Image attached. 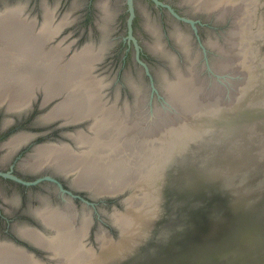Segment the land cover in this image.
Listing matches in <instances>:
<instances>
[{
  "label": "flooded vegetation",
  "instance_id": "af4514ba",
  "mask_svg": "<svg viewBox=\"0 0 264 264\" xmlns=\"http://www.w3.org/2000/svg\"><path fill=\"white\" fill-rule=\"evenodd\" d=\"M203 3V0H0L3 19L2 22L0 18V264H77L73 252L81 248L103 256L104 240L112 242L119 237L113 215L125 209V197L131 191L126 187L115 193L97 192L94 182L87 181L91 178L87 172L79 176V167L90 164L91 153L97 151L92 149L95 146L90 138L96 135L93 125L100 113L75 108L74 111L69 107L62 111L58 107L66 100V91L58 90L50 93L53 94L50 97L39 84L30 89L26 101L18 103L14 79L15 84L16 78L24 83L27 78L37 76L40 81L45 74L33 71V58L38 54L32 55V50L29 59L18 60L23 53L18 54V33L13 27L17 14L22 12L21 18L30 19L28 23L33 21L36 34L42 32L38 28L46 13L54 14L51 31L47 32L53 31V37H44L42 47L37 49L42 55L58 51L54 55L66 60L82 51L81 48L88 49L90 45V49L93 45L90 51H95L98 57L91 73L100 82L102 102L114 104L117 114H127L149 126L158 110L168 105L163 99H166L164 75L172 79L176 68L186 72L192 58L196 59L198 76L208 84L233 79L218 72L215 61L221 56L218 46L225 43L228 30L234 25L232 9L236 2L220 0L211 8H205ZM226 8L228 13L222 17ZM10 10L14 14L6 13ZM131 13L134 16L129 22ZM67 99L70 101V97ZM56 111L59 112L55 114ZM83 158L84 163L88 161L85 166ZM96 178L101 185L110 186L108 174L100 173ZM45 209L67 212L72 217L71 226L80 227L84 223L85 233L75 241L62 240L65 244L62 245L56 239L57 229L40 215L39 211ZM22 227L47 241L25 235ZM17 250L22 254H17ZM106 258L109 260L100 264H130L127 257L120 262L118 256Z\"/></svg>",
  "mask_w": 264,
  "mask_h": 264
},
{
  "label": "bare ground",
  "instance_id": "6f19581e",
  "mask_svg": "<svg viewBox=\"0 0 264 264\" xmlns=\"http://www.w3.org/2000/svg\"><path fill=\"white\" fill-rule=\"evenodd\" d=\"M203 1L204 3L202 4V6H204L205 8H211L220 0H203ZM220 4L222 3L220 2ZM252 4H253V0H238V4H237L238 6H235L236 11L238 13L236 18L235 19L233 18L234 25L232 24L233 26L228 30L225 43L220 45L218 44L219 53L228 52L229 49L226 47V44L231 45L232 50H234L237 53L236 57L240 58L239 60L241 64H239L238 66L239 68H242V66L244 68L249 67L248 63H252L253 68H256L255 66L256 63L258 61H262V60H257L259 54L258 53L256 54L254 50V46L250 45V41L253 38V36H256V38H258V36L261 35V32L264 33V27L257 26V30L255 29L256 27H254L253 14L255 15L257 8L255 9ZM106 9L107 8H105V10ZM16 10L17 9L13 11L16 13ZM227 10L228 9L226 8L224 12L222 11L223 12V14H221L222 17L228 13ZM13 11L10 10L7 11L6 13ZM14 12L12 14H14ZM50 12L48 11L46 13V16H44L45 18L44 23L41 25V27L38 28V29L41 28L43 34L42 32L41 33L38 32L39 34H36L37 32H34L35 31L34 26L36 25L33 24V21L31 23H28L30 19L29 21H27L23 19L24 17L21 18L20 16L22 15L20 14L22 12L20 14L19 13L17 14L18 17L16 19V25L14 22L15 26H13L17 29V33H18L16 35L17 41L16 40L15 41H16V45L18 46V54L23 53V56L18 55V60L20 61L22 59H29L30 56L28 55V53L32 50L33 53V54L31 53L32 55H34V53L38 54L37 57L33 58V60L36 62V66L33 68V71L35 72L36 70H39L40 73L44 71L45 76L41 75L43 76V79L40 81L38 80L37 76L36 78H30V79L27 78L26 80H24V83H20L21 82L20 78H16L17 83L15 84V79H14L13 85L16 86L15 91L17 93V97L19 98L18 103L26 101V96L28 95V93H30V89L33 88V86L35 87L37 84H39L44 86L43 88H45V91L47 93L49 92L48 95H50V93L57 92L58 90L66 91L67 98L70 97L71 105L67 103L70 102L68 101L69 99L65 98L66 99L65 101L64 99H62L64 101L63 104L60 105L59 107L57 106L62 111H64V109L69 110V108L74 110L75 108L76 110L82 112L83 110L85 111L93 110L94 112L97 111L98 113H100L99 119L97 118L98 119L97 122L94 119L96 123L95 125H93V129H94V134L96 135L95 136L91 135L92 137L90 138L95 146L92 148L91 145L90 147L97 151L95 153L93 152L94 154L90 152L92 154L91 156H93L92 162L89 159V161L91 162L90 164L86 160V163L88 162L86 165V163H84L85 160L83 158V164L84 166L85 165L86 166L84 168L82 166L79 167L78 169L79 176L83 172H87V174L91 176V178H89L87 181L94 182L93 184H95V189L97 190V192L99 190H110L113 193H115L125 189L126 187L131 188L130 195L127 194L129 195V197L128 198L125 197L127 198L125 203V209L120 212H115L113 215V221L121 231V238L117 241H112V242L104 240V243L102 244L103 256H101L102 254H94L95 252L91 253L90 251L91 249H89V251L88 250L86 251L87 248L86 249L81 248L78 251L76 250L77 252H73L74 256H76L77 258L76 260H74L77 264H100L102 260L103 261L109 260V258L106 257L112 255L115 258L117 256L123 257L124 254L127 255L133 253L137 251L138 248H140L139 247L140 245H138V243L140 242L139 241L140 237H144L145 235L142 234L144 231V227L147 228V226H149V224L151 223L152 219L153 218L155 219L158 213L159 199L157 197V194L160 187L162 186L161 182L164 177V172L166 171L165 169L167 168L168 163H163L162 161H159V159L153 155L152 150H154L157 147V145H155V143L152 142L150 138L152 136H147L144 134V132L140 131L139 129L141 126L140 122L137 121L135 117H134L135 119H132L130 116L127 117L126 116L127 114L126 115L124 114L125 116L124 115L121 116L120 114H117L118 110H116V108L113 106L114 104L106 105L105 104L106 100L102 102L101 99L102 95L100 94L101 90L99 88L100 82L97 81L96 74L91 73L92 64L95 61L97 62V60L95 59L98 57V54L94 53L95 51L94 52L90 51V49L93 50L92 48L94 47L92 44L91 45L93 47L91 46L90 49H89L90 45L88 46V49L83 50V48H81L82 51L79 50V52L77 51L76 54L71 55L72 57H70L69 59L66 60L61 59L59 62H57L59 58H57V56L54 55L55 53L58 52L56 50H55L56 52L53 54L52 52H48L47 50L48 48H47L46 52H48V54L46 55H42L40 52H37V49L40 48L41 44L43 43L42 39L44 37L45 38L48 37V39L50 37L51 38L53 37L52 35L53 31L52 33L50 32L51 34L47 33L51 31L50 29L54 21L51 18L54 16V14L53 16H51L52 14ZM8 20L9 18L7 19V21ZM1 23H0V28L2 27ZM5 26H7L8 29L10 27L7 24ZM7 27L4 28L7 30ZM186 38L188 39V37ZM43 46H45V44H43ZM154 47L156 48L155 45ZM262 59L264 60V57H262ZM225 61L227 60L226 59L222 60V62ZM195 62L196 59L192 58L190 65L187 66L188 68L186 72H182L180 69L176 68L175 77H173L172 79L164 75V91L166 92V100L167 101L169 100L170 102L172 101L178 103L179 104L178 106H181L183 109L187 111H190L191 109H194L195 111L199 107H203L204 109L206 106L205 104L207 102L206 100L205 101L202 100L201 97H198L197 96L199 95L198 93H195V91L198 92L197 88L203 86V84H200V82L196 77V75L198 76V74L196 73L197 71L195 68ZM57 66H62V67L57 68ZM222 66L226 67L224 64ZM259 73L261 72L259 71ZM229 74L231 75L234 73L231 70L227 73V75ZM35 75L36 74H34L33 76L35 77ZM39 79H41V77ZM37 80L39 82H37ZM56 94L59 95V93ZM60 94H62V92H60ZM238 94H236L235 96H237ZM52 95H50V97H52ZM66 95L64 97H66ZM222 95L224 96V94H219L218 96H216L213 102L221 99ZM244 96L245 94L243 93V96L238 95V97H236L235 100H233L232 102H225V104L222 106L223 108L221 107L222 108L221 112L219 113L217 112L213 115L208 116V118H205L206 119L205 122L199 128L196 127L198 124H192L193 127L197 128L193 134L173 140L172 147L169 149L167 154V157L171 158L172 160H169L168 162L172 164L177 157L182 156L183 153L188 152L189 151L188 146L190 145L189 142L192 141L195 136H196L195 138H198L200 135L202 136V132L206 134V132L208 131V130L206 131V128L210 127L211 124H214V119L215 121L218 120L220 123H224V122H225L224 124L228 123L227 119L230 118L229 116L231 115L229 114L228 116L226 113L231 112V114L234 115L233 112L235 109L233 108L234 110H230V109L228 110L226 109L227 106H229V104L232 103L230 104V106L235 107ZM247 96H249V98L251 97L250 94ZM213 102L209 100L210 104ZM58 104H60V102ZM72 110L71 112H73ZM57 112L59 111H56L55 114H57ZM91 115L92 114H90V116ZM223 133L221 134H223L224 137H227L228 134H233L232 132L228 133L227 131ZM81 138L84 139L83 134ZM87 141L88 139L85 142ZM102 159L104 163H101ZM78 165L80 166L82 165V163ZM37 166L38 164L36 165V167ZM100 173H105L110 176L109 180L111 181V183L109 187H106L104 184L101 185L99 178H96ZM105 181L107 182V180ZM39 212L41 213L40 215H42L44 221H46L48 225L53 226L54 228L57 229L56 239L58 241H61L60 243L62 245H65L62 243V240L65 241L64 239H66L67 241L68 240L70 241L71 239L75 241L77 238H79L85 233L84 223L80 227H75L73 225L71 226L70 223H72L71 222L72 217L68 215L67 212L65 213L60 210L58 211L56 209H47V210L45 209V211H39ZM22 231H24L25 235L33 237V239L35 240L47 241L46 239L38 235V233L28 231L23 227H22ZM53 239H55V237ZM66 244L67 246H69L68 243ZM57 245L58 244L56 243V246ZM77 249H79V247ZM16 253L20 255L22 254V251L19 252V250H17ZM25 260L27 259L25 258Z\"/></svg>",
  "mask_w": 264,
  "mask_h": 264
},
{
  "label": "water",
  "instance_id": "95a60500",
  "mask_svg": "<svg viewBox=\"0 0 264 264\" xmlns=\"http://www.w3.org/2000/svg\"><path fill=\"white\" fill-rule=\"evenodd\" d=\"M247 95L234 115L226 113L228 123L216 121L233 134L208 151L203 146V153L189 150L169 166L160 187L168 183V193L157 194V216L144 227L140 248L118 262L127 257L130 264H264V99L247 106L252 102ZM164 200L170 205L163 215Z\"/></svg>",
  "mask_w": 264,
  "mask_h": 264
},
{
  "label": "rangeland",
  "instance_id": "374dc122",
  "mask_svg": "<svg viewBox=\"0 0 264 264\" xmlns=\"http://www.w3.org/2000/svg\"><path fill=\"white\" fill-rule=\"evenodd\" d=\"M223 1L225 3L229 2L231 4H234V2H236L235 6H238L237 5L238 0H223ZM262 1L263 0H253V4H252L255 9L257 8L255 15L253 14V18H254L253 24H254V27H256L255 28L256 30H257V26L264 27V4H262L263 3ZM50 5L54 6L56 5V3L50 4ZM233 10L235 12V15H234V19H235L238 12L236 11L235 7H233L232 11ZM71 18H73V16H71ZM250 45L254 46V50L256 54L257 53L259 54L257 60H262V61H258L259 63L256 61L257 62L255 65L256 68H253L252 63H248L249 67L244 68L242 66V68H239L238 66L239 64H241L239 60L240 58L236 57L237 53L234 50H232L231 45L226 44V47L229 49V51L224 52V53L220 52L221 56L218 59V62L215 61V64L217 65L218 72H220L222 75L226 76L227 73L232 70L234 74H231V75L229 74L228 76L230 77L232 76L233 79L231 78L228 81H227V78L225 80L222 79L221 81L213 82V84L210 85L208 84L207 80L205 81L203 80V78H200L199 76L196 75L198 81L200 82V84H203V86H201L200 88H197L198 92L195 91V93H198L199 95L197 96L201 97L202 100L207 101L204 109L203 107H199L195 111L194 109L187 111L183 109L181 106H178L179 105L178 103L172 102V101L170 102L168 100V105L160 108V110H158V116H156V119L153 120L151 124H148L150 126V130H147V127L149 126H147L146 123L144 122L140 123L141 125L139 128L140 131L144 132V134L147 136H152L150 137L152 142H154L155 145H157V147L154 150H152V152H153V155L159 159V161H162L163 163H167L169 160H172L171 158L167 157L168 151L172 147V141L178 138L186 137V136H189L190 134H193L195 130L199 128L205 122L206 120L205 118H208V116L213 115L217 112L218 113L221 112V109L223 108L222 106L224 105L223 103L232 102L233 100H235L236 97H238V95L243 96V93L246 95L247 92L252 97V102H249L247 106H249L250 104L251 105L253 104L254 98L255 99L259 98L258 99L259 102L260 100L264 99V89H262L264 87L262 83L264 81V70L262 71V73H259L258 71L260 67L263 68L264 66V60L262 59V57H264V33L261 32V35H259L258 38H256V36H253V38L250 41ZM223 59H226L227 61L222 62ZM60 60L61 59H59L57 62H59ZM223 64L226 67H223L222 66ZM35 66H36V62H35ZM60 67L62 66H57V68H60ZM219 94H224V96L222 95L221 99L213 102L216 96H218ZM236 94L238 95L235 96ZM165 96H166V92H165ZM244 97H242L241 101L244 99ZM209 100H211L213 103L210 104ZM230 104L229 106H227L226 109L228 110L236 109L237 105L233 107V106H230ZM192 124H198L196 126L197 128L193 127ZM214 124H211L210 127L206 128V131L208 130L206 134L202 132V136L200 135L201 137L199 136L198 138H195L196 137L195 136L194 139L189 142L190 145L188 146V150H190V153L191 152L192 154H197L200 152L203 153L205 152V150H203L204 147L207 149L206 151H208V147L217 145L219 141L222 140L220 138L223 136L224 134L223 132H226L225 131L226 129L225 128L223 129L222 127H217L215 119H214ZM211 140H213V142H211ZM177 159H181V158L177 157L174 160L175 162L173 161V163L170 166H174L175 164L178 165ZM165 170H166L165 171L166 173L163 177L164 179L167 178V175H168L167 172L169 170V166H167ZM246 178L247 177H245L244 175L241 178L242 182H244ZM213 181L215 182L214 184H216V182H219L218 179H214ZM247 183L249 184L250 180L247 181ZM253 184L251 186H254ZM231 185L234 187L237 186V184L235 183H232ZM199 186L203 187V185H199ZM160 189L161 191L158 192L159 193L158 196L160 195V197L165 198L166 193H168V183L164 184V186ZM235 191H236V188L233 189V193ZM165 200L163 203L164 205L162 206L161 204L160 206V208L162 207L161 210L163 211V215L167 210L166 209L167 205H170L169 203L168 204L165 203ZM159 201H160V198H159ZM171 214H173V210L170 209L169 215Z\"/></svg>",
  "mask_w": 264,
  "mask_h": 264
}]
</instances>
